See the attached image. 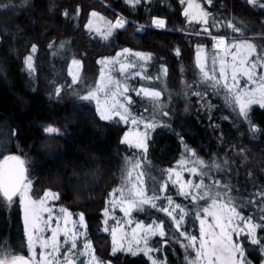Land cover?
<instances>
[{"label": "trees", "instance_id": "1", "mask_svg": "<svg viewBox=\"0 0 264 264\" xmlns=\"http://www.w3.org/2000/svg\"><path fill=\"white\" fill-rule=\"evenodd\" d=\"M103 1L136 21L162 17L167 19L168 27H174L175 22L184 25L183 6L177 0H150L153 6L145 7L141 2L136 8L127 7L122 0ZM205 9L218 21H232L245 34L251 31L264 34V8L249 5L246 0H212ZM92 10L110 20L114 16V12L96 0H0V146H7L8 155L15 153L31 160L29 175L35 180L36 195L40 197L50 189L59 195L61 205L67 210L83 213L88 236L101 258L112 264H151L144 255L122 251L111 255L110 236L101 232V212L115 184L113 179L119 169L115 154L121 150L119 139L124 128L100 120L92 106L64 95L72 88L62 87L69 81L64 84L56 81L55 73L61 63L66 64L65 60L52 62V71L38 66L40 61L45 64L49 57L58 55L61 48L81 62L84 76H91L100 69L98 61L113 57L124 47L151 54L144 74L153 76L161 73V67L167 68V82L175 91L180 90L182 80L187 88L190 82L200 85L202 100L198 105L191 88L185 89V93L181 91L173 100L172 106L176 108L170 120L162 122L164 126L159 125L149 143V155L155 164L171 167L169 163L177 161L179 154L189 149L196 153L195 159H203L210 165L222 164L220 170L213 166L204 171H210V175L234 192V202L241 215L252 217L253 223L264 224L259 219L264 215L259 195L264 192V107L251 105L249 123L238 115L231 97L222 99L210 82L201 79L194 55L201 45L205 51H211L210 39L170 31H135L130 25L124 30H114L107 40L100 39L94 31L85 28ZM219 32L211 33L237 36L226 29ZM256 41L258 51L264 48V40ZM32 45L37 46V51L36 72L31 79L25 73V58L31 54ZM58 86L62 88L60 96L55 95ZM48 125L58 126L63 135L55 138L54 145L44 134ZM240 149L245 150L243 154ZM203 201L206 206L207 201ZM181 202H191L187 205L191 211L194 202L190 198ZM11 218L15 230L20 226L17 212ZM189 218L194 220L193 214ZM6 220L5 213L0 211L3 228L8 225ZM187 234L197 236L193 227ZM256 235L264 239V228H258ZM239 238L247 240L246 256L257 264L264 256V244L254 245L244 235ZM183 241L186 242L184 237ZM167 243L165 264H180L181 245L168 240Z\"/></svg>", "mask_w": 264, "mask_h": 264}, {"label": "snow or ice", "instance_id": "2", "mask_svg": "<svg viewBox=\"0 0 264 264\" xmlns=\"http://www.w3.org/2000/svg\"><path fill=\"white\" fill-rule=\"evenodd\" d=\"M128 4L135 7L141 3V0H126ZM205 3L211 5L212 0H204ZM249 5L264 8V0H246ZM182 5L186 4L182 15L187 19L188 23H197L204 25L201 29L203 32L211 35L209 25L210 13L197 0H180ZM79 14V9H77ZM67 15V12L64 13ZM91 18H96L103 21L105 30L100 27H94V20L89 19L85 28L92 32L102 35L103 39L107 40L114 30L125 28L128 21L124 18L117 17L115 21L105 20L96 11L90 13ZM152 26L164 29L166 21L162 18L153 17ZM215 26V24H213ZM145 26L140 25L137 31L143 30ZM227 27L233 33L239 35L241 30L232 22H228ZM197 35L200 34L198 31ZM214 41V51L209 57L205 54V49L201 45L198 48L196 67L205 82H210L213 87H222L231 97L230 102L238 109V115L249 121V110L251 105L259 104L264 107V48L258 51L257 45L248 38L229 39L226 36H212ZM49 47H52L50 44ZM37 51V46L32 45L30 53L25 58V66L31 73L35 71L34 54ZM176 55H180V49H176ZM124 56V62L120 57ZM128 56L134 57V60H129ZM151 59V54L141 52H133L131 49H123L117 53L115 58H104L98 63L105 65H113L111 70L118 71L120 76L134 78L139 76L141 79L152 80L153 77L144 74V64H138L137 61L147 63ZM211 61V67H209ZM72 66L76 69L82 68L80 61L73 59ZM118 65V68L116 67ZM137 69L136 71H131ZM69 75L72 76V83L76 84L80 80L79 72H74L72 67L69 68ZM163 75H167V68L163 69ZM160 77H156L159 79ZM244 79V84L241 86V79ZM129 86L126 82L117 79L110 74L106 76L104 69L101 71L100 82L86 94L79 98L84 101H95L96 111L101 120L110 121L114 118L119 119V122L131 124L135 126L134 131H129L122 138V143L130 148L141 150L144 156L141 159L126 158V167L123 169V183L114 188L109 196L113 197L109 203L115 208L120 205V211L125 217H130L135 211H143L145 206H150L158 211L165 213L172 221L176 231L180 233L188 244L183 245L185 248H191L195 252V257L190 260L189 264H246L244 256V247L239 240H233V234L238 238L241 235L247 237L254 245L264 244V239L258 238L256 235L258 228H264V224L253 223L252 217L245 218L238 211V205L233 202L229 195L231 189L226 184H223L220 179L205 172L204 169L214 166L220 170L223 165L213 162L211 165L203 159L197 158L191 162L193 166L186 167L190 162L186 159L179 162L181 171L186 170L192 176H198V182L193 183L191 180H184L181 171L176 168L167 169L168 180L173 186L179 187V195L190 198L193 202L198 200L207 201L206 206L200 208L196 212L195 217L199 220V239L194 235L187 234V230H182L187 212L180 204L175 203L171 196L165 195L161 197L155 188L151 190L145 184V170L143 160L146 159L148 145V130H154L158 123L149 121L145 118H137L133 116L128 105L133 103L132 98L126 93L129 92ZM61 87H57L56 96H60ZM136 95L143 97L153 102L157 106L161 99V91L153 88L141 87L132 89ZM103 94V99L101 98ZM193 95H202L199 92H193ZM163 116H169L168 111L161 113ZM143 124V131L139 130V125ZM45 133L51 137L61 135L59 128L49 125L44 129ZM252 131H256L255 125H252ZM13 134H15L13 132ZM190 155L196 157V153L188 150ZM244 149H240V153H244ZM246 158V157H245ZM224 164L227 161L223 162ZM251 175V173H249ZM205 178L211 181L206 183ZM226 189L223 192L214 191V189ZM32 191V181L27 175V167L24 159L15 155H8L0 159V202H3L8 207L17 203L16 197H19L18 203L23 209L24 232L27 241V246L30 252L29 256L20 255L13 252L4 253L0 249V264H107L100 260L95 255V250L92 242L84 239L83 243L78 246L77 241L81 237L86 236L87 225L83 213L79 214L78 221L72 219V214L66 209L60 208L61 215L53 214V209L47 206L49 199H59L57 193L50 189L45 190L42 197L33 198L30 194ZM160 192L167 193L168 184L163 183L159 189ZM264 204V192L259 193ZM164 199L167 201V207L160 205L157 201ZM264 212V208H261ZM47 213V215H44ZM104 215L109 216V210L106 207ZM211 218L209 220L208 218ZM113 219H115L113 217ZM264 221V215L259 218ZM236 221H240L237 223ZM107 225V219L104 221ZM130 226L131 219L127 221ZM116 227L111 228V236L113 247L111 254L115 255L118 251H127L132 255L143 252L151 261V264H157V261L150 255L154 249L149 246V236H159L164 238L167 235L164 221H153L145 225L136 223L131 229L133 238L139 234V239L136 240L139 245L140 240H143L144 247L133 249L130 245L125 249L124 245L117 240V231L123 233L124 223L121 220H116ZM79 229H84L80 231ZM105 231L109 229L105 227ZM45 232H50V237L42 235ZM64 239L61 240L60 236ZM67 247H64V246ZM39 246V258H37L36 248ZM87 259L81 260L80 257Z\"/></svg>", "mask_w": 264, "mask_h": 264}, {"label": "rangeland", "instance_id": "3", "mask_svg": "<svg viewBox=\"0 0 264 264\" xmlns=\"http://www.w3.org/2000/svg\"><path fill=\"white\" fill-rule=\"evenodd\" d=\"M96 1L99 2L101 5L110 9L112 12H114V16H113V18H111V20L108 19L107 17H105L104 15H102L101 12H99L100 16H103L105 18V20L115 21V19L117 17H121V18H124L128 21V24H126L125 28L118 29V30H124L127 28V25H130L133 27V29H135V31H137L136 29L140 25H144L145 27L143 29H147V30L170 31V32H175V33H179V34H189V35H193V36H199V37L210 39V44H211L212 50L211 51H207V50L205 51V54L208 55L209 57L213 54V51H214V41L212 39V36H226L229 39L248 38L252 42H254L256 45L258 43L256 40H264V34H261L260 32L255 33L253 31L248 32L246 34L243 32H240V34L237 36H232V35H229L227 33L221 34V35L220 34L219 35L212 34L213 32L214 33L215 32L220 33L219 31H222V29H226L229 32H232V30L227 27L228 22H221V21H218V19L213 18V13H211L210 11H208L210 13L208 27L210 28V32H212L211 35L203 32L201 30L204 27V25L197 24L195 22L188 23V21L185 17L183 20L184 25L180 26V24H181L180 22H177V23L175 22L174 27H168L167 26V21H166L167 19L166 18L158 17V18H162L166 21V28L159 29V28L152 26L153 17L143 19L142 21H136L135 19L129 18L126 15H124L123 13L114 9L113 7H111V5H109L107 2H104L103 0H96ZM122 1L125 4L129 5L127 7L136 8V6L138 5L137 4L135 7H132L130 4H128L126 2V0H122ZM177 1L179 4H181L180 0H177ZM141 2H144L145 7L153 6V4L150 2V0H141ZM197 2H200L202 4V6H204L205 8L207 6H210L207 3H205L204 0H197ZM182 6H183V10H184V8L186 7V4L182 5ZM92 11H95V10H92ZM91 12H89V15H88L89 18L88 19L91 18L90 17ZM96 12L98 13V11H96ZM91 19L94 20V27H100L102 31L105 30V25H104L103 21H99L96 18H91ZM229 22H232V21H229ZM213 24H215V26H213ZM263 26H264V24H263ZM198 31L200 32L199 35L196 34ZM94 33L97 34L95 31H94ZM97 35L100 37V39H103L102 35H100V34H97ZM123 49H125V48L123 47V48L119 49L117 53L122 52ZM127 49H129V48H127ZM59 51H60V53L58 55H55V56L53 55L52 57H49L45 64H43V62L40 61L38 66L40 68L44 67L45 70H47V71H52V68H53L52 62H60L62 60H65L66 64L61 63V66L59 67L58 72L55 73L56 81H61L62 84H64L63 82H65V81H69L68 85H62V87L68 86V87L72 88V91H69L68 93L64 94L65 96H68L71 99L76 97L75 99L78 100L79 102L82 101L84 104L92 106L94 111L96 112L98 118L100 119L99 114L96 111L95 101H84V100H81L79 97L81 95L86 94L89 90L94 88L100 82L101 71H102V69H104L106 76L110 74L111 76H113L117 79H120L123 82H126L127 85L129 86L130 90L128 93H126V95H128L132 98L133 103L131 105H128V107L130 108V111L132 112L133 116H135L137 118L142 117V118H145L149 121H155L158 123V126L154 130H151V129L148 130L149 134H148V138L146 141V143L148 145V151H147L146 159L143 160V166H144V170H145V176H144L145 184L149 190H151L152 188H155L157 190V193L161 197H164L165 195L171 196L175 203H178L182 207L185 208L187 215L185 216V222L182 226V230H184V229L189 230L193 227L194 231L197 233L196 237L199 239V236H200L199 227H200V225H199V220H197L195 217V214L197 211L200 210L201 207H203L204 201L198 200V201L194 202L193 208L192 209L190 208L191 211H189V209L187 208V205L191 204V202H181L180 203L181 200L183 201L186 199L184 196L179 195L178 185L177 186L172 185V183L168 180V175L166 172V170L170 169V168H176L178 171H181V169L179 167V162L181 160H184V159H186L190 162L188 165H186V167L193 166L191 162L196 160L195 157L191 156L189 151L183 150L179 154L180 157H178L177 161H175L174 163H169L172 165L171 167L158 166L157 164H155V162L152 160L151 156L149 155V150H150V146H149L150 144L149 143L153 139V136L156 134L157 130L160 129V128H158L159 125L161 124L164 126V123H162V122H164V121L167 122L170 120L171 115L173 114L172 111L175 110V108H176V107L172 106V102L177 96H179V93L181 91L183 93H185V89L189 90V88H191L192 96L195 97V99H196V104L198 105L199 102H201L202 95H193L194 91L201 93L200 85L198 86L197 84L190 82L189 87L187 88V87L183 86L184 84H182V82H183V80H182L181 84L179 85L180 90L175 91V89L170 88V85H169L170 83L168 84L169 81L167 82V77L163 75V69H164L163 67H161V73L157 72V73L153 74V76H151V77H153V79L150 81L145 80V79H141L139 76H136L134 78L125 79V77L120 76L118 71H115V70L109 71L110 69L113 68V65H111V64L108 65L107 67H105V65L100 64L99 71H97L94 75H91V76L85 75L84 76L82 68L76 69L75 66H72V64H71V62L73 60L72 55L70 56V53L64 52L66 50L61 49V48L59 49ZM132 51L133 52H141L138 50H132ZM117 53L113 57H110V58H115L117 56ZM197 53H198V49L196 50L195 55H194L195 65H196ZM128 59L134 60L135 58L128 56ZM120 60L122 62H124V56H121ZM137 63L138 64H144V69H145V71H147L146 69H147V66L150 64V60L147 63H145L143 61H137ZM39 67H37V68H39ZM70 67H72L74 72H76V71L79 72L80 80L76 84L72 83V76L69 75V68ZM116 67L118 68V65H116ZM209 67H211V61H209ZM44 68H42V69H44ZM197 70H199V69H197ZM131 71L134 72L136 70L132 69ZM25 73L26 74L28 73V76L31 77V79H32V77L34 78V76H35V75H33L34 73L33 72L30 73L27 70V68L25 69ZM38 73L40 74V70L38 71ZM198 74L201 75L199 71H198ZM156 77H160V78L156 79ZM41 79H43L45 81L47 80V78H44V77L43 78L41 77ZM48 82L52 83V85H54V83H55L54 81H48ZM141 87L153 88V89L161 91V94H162L161 99H160L157 106H154L153 102L148 100L147 98L143 97V95L138 96V95H136V93L134 91H132V89H139ZM214 92H215V94L220 95V97L222 99L223 98L224 99L230 98V96L228 95L226 90L223 89L222 87H214ZM101 98L103 99L102 93H101ZM164 111H168L170 113V115L169 116H163L161 113ZM103 121H105V120H103ZM110 121H112L115 125L124 128L123 129L124 132H123L122 136H120V139H119V144L121 145V150L118 149V151H116V154H115L116 158L118 160L119 169H118L117 174L115 175V177L113 179V181H115V184L113 185V188L110 190V192H111L114 188L119 187L123 183V169L126 167V164H125L126 158L141 159L144 156V154L141 150L130 148L128 145L121 142L122 138L124 137V135L126 133H128L129 131L135 130V126L131 125L130 123L124 124L123 122H119L118 117L114 118L113 120H110ZM48 126H46V127H48ZM51 126H54V125H51ZM57 128H59V127L57 126ZM139 130L140 131L144 130L143 124L139 125ZM44 134L46 135V140H48V142H50V143H53L52 145L55 144L54 142L56 141L55 140L56 137L63 136L61 134V135L51 137L48 134H46L45 131H44ZM9 152L10 151L8 150L6 145L2 146V147L0 146V159H3V157L8 156ZM21 158L24 159L26 162L27 175H28L29 179L32 181V191L30 194L33 196V198H39L35 193L36 189L34 190V182L33 181H35V180H34V178L32 179L29 175L30 171H31L32 162H31V160H29V158H27V159L24 157H21ZM181 175H182V178L184 180H191L193 183L198 182L196 176H192L186 170L181 171ZM163 183L168 184L167 193L159 191V189ZM225 190L226 189H223V188L222 189H214V191H220V192H223ZM229 195L232 197L233 202H234L235 197H234V192L232 190L229 193ZM42 196H40V197H42ZM112 199H113V197H110L108 195L106 198V201H105V208L106 207L108 208L109 216L106 217L104 215V210H105V208H104L101 212V218H100L101 230H102L101 232L110 236V244H111L110 245V247H111L110 254H111V250L113 247L111 228L117 226L116 220H121L124 223L123 233L119 230L117 231V240L124 245L125 249L129 245L133 249H136L138 247L139 248L144 247L143 240H140L139 245H137V243H136V240L140 238L139 234L136 236L135 239L133 238L131 229L135 227L136 223H143L145 225H148V224L152 223L153 221H164L165 228L167 231V235L164 238H161L158 235L157 236H149V240H148L149 246H152L154 249H157V250H154L152 253H150V255L157 262L160 261V263H157V264H163V263L165 264V262L167 260L166 256H165L166 247L168 245L167 240L169 242H171L172 244L181 245L180 246L181 248L179 250L181 252L180 257H179L180 264H189L190 260H192L195 257V252L191 248H185L183 246V245L188 244V241L186 240V242H184L183 237L182 236L180 237L177 234L175 227L171 226L172 225L171 219L165 213L158 211L154 208H151L150 206H145L143 211H135L134 210L131 213L130 217H125L124 213L120 211V205H117L115 208H113L112 205L109 203V201H111ZM15 200L17 201V203L12 204L11 207H8L3 202H0V211H3L5 213L6 219H7L6 221L8 223L7 227L3 228V226H2L3 224L0 221V249H3L5 254H7L8 252H13V253L24 255L27 257L30 255V252H29V249L27 246V241H26L25 232H24L23 209H22V206L18 203L19 197H16ZM157 203L160 205H163L165 207L168 206L167 201L164 199L157 201ZM47 206L51 207L53 209V214L57 215V216L61 215L59 212L60 208L66 209L64 206L61 205L59 199H56V200L49 199L47 202ZM67 211L72 214V219L78 221L79 214H81L80 212H71L69 210H67ZM15 212H17V218H18L17 222L18 223L20 222V224H19L20 226H18V228L16 227L14 230V228H13L14 226L12 227V225H11L12 224V218L11 217H12L13 213H15ZM192 214L194 216V220L189 218V217H191ZM44 215H47V213H44ZM113 217L115 219H113ZM106 219H107V225H105V223H104V221ZM129 219H131V221H132V224L130 226L127 224V221ZM208 219L211 220L210 217ZM85 223H86V220H85ZM86 225H87V223H86ZM105 227H107L109 230L105 231L104 230ZM79 230L82 232L84 231V229H79ZM88 232L89 231L87 229L86 230V236L81 237L77 241L78 246L83 243L84 239H88V240L92 241L90 239V237L88 236ZM42 235L50 237L51 233L45 232ZM60 239L63 240L64 237L61 235ZM237 239L243 245V247L245 245V242L247 243V240L240 239L235 234H233V240L235 241ZM92 246H93V244H92ZM64 247H67V246L65 245ZM244 250H247V249L244 247ZM36 252L38 254L37 258H39V252H40L39 246H37ZM122 252L127 253V254H131L130 252L123 251V250H122ZM95 255L100 260L107 262V264H112L110 261L103 259L100 256H98L96 254V252H95ZM136 255H144V254H143V252H139ZM244 256L246 258V264H253L247 258L245 251H244ZM160 257H162V258H160ZM146 258H148V257L146 256ZM79 259L84 260L87 258L82 256ZM150 263H151V261H150ZM257 264H264V256L260 259V261Z\"/></svg>", "mask_w": 264, "mask_h": 264}, {"label": "water", "instance_id": "4", "mask_svg": "<svg viewBox=\"0 0 264 264\" xmlns=\"http://www.w3.org/2000/svg\"><path fill=\"white\" fill-rule=\"evenodd\" d=\"M11 155L19 156V157L21 158V156H20V155H18V154H15V153H14V154H11Z\"/></svg>", "mask_w": 264, "mask_h": 264}]
</instances>
